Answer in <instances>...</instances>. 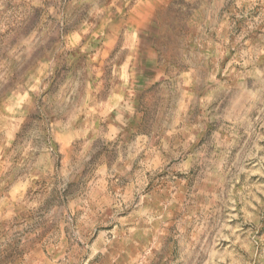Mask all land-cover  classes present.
I'll return each mask as SVG.
<instances>
[{"label": "rangeland", "instance_id": "obj_1", "mask_svg": "<svg viewBox=\"0 0 264 264\" xmlns=\"http://www.w3.org/2000/svg\"><path fill=\"white\" fill-rule=\"evenodd\" d=\"M129 3L130 30L125 25L113 32L101 12L106 0H95V9L89 0H64L62 41L39 45L41 56L34 61L31 88H47L48 59L60 55L61 46L72 53L90 44L93 64L123 52L115 87L101 89L95 103L85 87L82 103L59 120H45L42 113L31 116L36 122L31 134L27 133L31 125L25 124L23 132L15 133L18 150L0 155V225L30 237L19 252L23 264H166L165 256L167 264H181L184 252L175 235L176 223L185 200L197 190L193 187L197 179H203L199 169L211 171L210 162L221 156L233 170L242 165L256 173L260 167L257 158L264 156V139L257 137L264 136V109L245 105L242 86H232L230 72L239 69L241 49L235 37L226 34L224 21L211 39L197 42L193 35L184 50L186 63L163 52L149 62L142 54L143 34L162 5L157 0ZM172 10L173 5H168L169 13ZM93 11L100 16L95 29L89 15ZM40 13L36 8L35 14ZM216 14L222 16L223 10ZM50 30H56L55 22ZM155 40L166 48L170 37L160 35ZM88 59L86 54L76 57L75 67H84ZM208 61L214 71L205 108V94L197 104L191 103L189 65ZM3 70L12 72L14 66ZM58 70L57 64L52 71ZM70 87H78V82H70ZM126 97H131L135 109L131 117L123 107ZM13 128L14 124L0 120V141L12 143ZM115 128L120 129L117 139L103 143ZM253 145L262 149L254 156L250 155ZM177 146L189 153L203 152L198 160L206 157L190 177L176 171L183 162L172 155ZM83 156L91 160L61 189V173L76 168ZM248 184H264V176L253 174ZM244 185L242 173L236 188ZM241 207L238 202L234 211ZM229 226L234 227V222L229 221ZM157 241L162 255L153 247Z\"/></svg>", "mask_w": 264, "mask_h": 264}, {"label": "clouds", "instance_id": "obj_2", "mask_svg": "<svg viewBox=\"0 0 264 264\" xmlns=\"http://www.w3.org/2000/svg\"><path fill=\"white\" fill-rule=\"evenodd\" d=\"M162 5L160 14L148 28L142 39V54L147 61H152L163 52L173 55L178 63H186L184 50L190 45L193 35L197 42L202 39H211L212 33L222 25L227 35L234 36L241 53L237 62L239 69L230 72L232 86L240 85L243 88V102L249 107L264 109V0H157ZM64 0H0V120L5 124H14L13 142L0 141V155L17 151L15 133L27 128L31 134L36 122L31 116L43 114L45 120H59L72 111L76 105L81 104L85 87L93 98L101 89L115 87L119 81V68L121 53L116 58L91 61L93 48L85 44L78 51L72 53L61 46L60 55L48 59L47 88H31L33 82L34 61L41 56L39 45L51 44L52 41H62L61 19L63 12L61 5ZM95 9V0H89ZM173 5L171 13L168 5ZM41 9L39 16L35 9ZM217 9L223 10V15L216 14ZM132 5L129 0H106L105 7L101 9L107 17L104 23L113 32L128 24ZM94 17L92 25L100 16L95 11L89 13ZM112 21H115L113 23ZM56 30L51 31L53 23ZM238 29V33H237ZM90 35V33H89ZM164 35L170 37L166 48L157 45L155 37ZM86 54L89 59L84 67H75V58ZM71 56V58H70ZM219 57H217V61ZM208 63L201 62L195 66L189 65L193 75L192 104L199 102L201 94L207 93L211 83ZM11 64L14 71L3 69ZM58 71H52L56 65ZM99 72V75H97ZM110 74V75H109ZM70 82H78V87H70ZM217 84L219 82H216ZM124 87V85H120ZM157 96L161 95L156 90ZM19 98V99H18ZM210 96L206 95L204 107H207ZM131 97H126L123 107L131 117L135 113ZM117 119H120L119 117ZM124 124L125 121L121 120ZM264 128V125H261ZM119 128L113 129L103 143L115 141ZM257 139H264L258 136ZM195 141V137H192ZM27 142V136L25 137ZM99 147V146H98ZM262 151L256 145L250 155ZM181 157L183 162L177 166L176 171L184 173L185 177L196 173L197 165H203V152L189 153L180 146L172 154ZM186 157V159H184ZM247 159V157H245ZM91 160V156H83L79 165L61 173V189H66L83 171ZM260 167L253 173L242 165L232 169L221 156L218 160L210 162L211 171L200 168L203 179H197V184L189 198L182 205L181 218L176 223V237L179 238L184 255L181 264H264V184L249 185L248 178L253 174L264 176V156L257 158ZM244 174L245 185L237 189L241 174ZM243 205L239 208L237 203ZM233 221L235 226H229ZM34 235V233L32 234ZM28 235H21V230L0 225V264H23L19 252L27 246ZM227 242L225 245L224 242ZM157 254H163L161 242L153 245ZM95 252L88 257L91 260ZM116 257H112L115 261ZM167 264L168 257H164ZM84 264H88L84 261Z\"/></svg>", "mask_w": 264, "mask_h": 264}]
</instances>
